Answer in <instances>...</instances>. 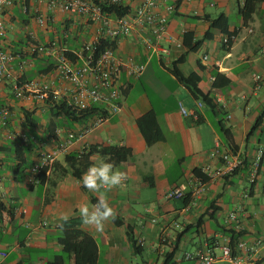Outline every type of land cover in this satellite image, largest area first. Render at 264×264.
Segmentation results:
<instances>
[{
  "label": "crops",
  "instance_id": "crops-1",
  "mask_svg": "<svg viewBox=\"0 0 264 264\" xmlns=\"http://www.w3.org/2000/svg\"><path fill=\"white\" fill-rule=\"evenodd\" d=\"M171 1H181L169 21V33L175 39L182 42L188 31L195 40L210 34L202 49L188 53L180 65L186 75H199L200 88L216 103L215 109L204 105L198 122L180 113V102L194 108L197 100L170 72L173 62L186 50L164 40L162 45L171 53L162 57L146 49V33L142 31L118 40V55L124 60L134 58L146 64V69L137 79L123 71L120 111L109 114L102 125L93 126L99 114L79 121L56 118L52 105L40 101L34 93L24 99L16 98L15 84L47 82L53 90L61 91L70 86L58 77L56 70L59 47L53 54L35 57L27 48L31 33L38 42L46 44L56 41L53 29L58 31L72 23L82 32L81 38L68 48H78L85 40H93L95 28L83 17L50 11L47 4L31 3L30 14L38 6L48 14L49 21L46 28L37 26L22 39L11 21L19 17L18 13L23 18L26 2L17 0L7 11L3 50L13 52L17 58L10 65L11 79L0 84V107L10 111L9 125L0 136V167L7 193V211L0 230V251L6 252L7 257H0V264H48L59 255L65 257V264L74 263L60 243V217L68 214L70 220H81L79 206L96 202L97 194L83 188L80 178L92 163L107 158L91 150L110 146L131 150L129 160L116 165L127 174L125 186L107 194L116 217L106 223L103 232L83 223L79 227L98 245V264H165L174 251L170 264H198L182 257L206 244L217 255L215 264H233L222 258L223 247L232 239L233 255L242 260L240 264H264V156L255 184L251 181L257 154L264 151V121L258 129L255 127L264 113V3L256 6L251 20L245 23L240 8L246 0ZM215 8L225 10L213 15L211 9ZM222 14L229 19L230 32L236 31L230 50L224 48L227 36L212 30L204 19ZM206 55L208 60L204 61ZM217 74L221 75L219 88L214 86ZM225 79L230 83L225 84ZM99 108L107 113L106 105ZM25 112L38 121L36 129L25 127ZM149 112L156 113L163 133L162 140L151 146L138 127V120ZM221 127L230 132L236 147L234 154L239 155L242 165L232 176L209 178L205 194L193 198L190 194L199 184L194 171L204 172L207 166L214 169L219 165V160L212 157L216 142H220L222 151H231ZM70 133L76 138L67 153L58 156L39 184L27 185V170L25 175L15 173L16 156L5 147L13 146L16 137V143L25 142V147L33 142L29 157L32 164L40 152L51 151L59 142L67 141ZM175 187L184 190L188 197L169 201L167 192ZM231 214L236 215V220L230 219ZM132 239L137 242L136 247ZM240 243L254 249L246 252L239 248Z\"/></svg>",
  "mask_w": 264,
  "mask_h": 264
},
{
  "label": "built area",
  "instance_id": "built-area-1",
  "mask_svg": "<svg viewBox=\"0 0 264 264\" xmlns=\"http://www.w3.org/2000/svg\"><path fill=\"white\" fill-rule=\"evenodd\" d=\"M17 0H0V84H4L11 79L10 65L17 56L13 52L3 50V43L7 36L6 13L13 7ZM124 5L130 7V13L124 17L113 18L102 11L101 4ZM34 4H47L50 11L60 10L65 14L83 17L88 25L94 26L95 35L93 40L81 43L78 48H67L56 41L41 44L36 40L33 33L29 35L30 43L28 51L32 55L53 54L56 49H60L57 63L58 77L69 82V87L64 91L53 90L51 83H41L30 81L24 84H15L14 93L16 98L24 99L28 93H34L42 102L59 101L66 99L67 104L74 109L87 110L100 105L107 106V115H99L94 121L95 127L102 125L109 114L120 111V100L123 98V85L121 78L125 70L128 77L139 78L146 69V64L138 63L134 58L124 60L117 51L107 49L99 57H95V45L101 39L119 40L131 36L136 31L146 33L144 45L147 50L157 53L160 56H169L170 49L162 45V41L174 44L182 48V42L178 41L169 33L170 16L177 10L176 4L171 0H34ZM36 7L35 23L40 28L48 25V14ZM24 9H27L24 7ZM23 9V10H24ZM35 10V9H34ZM66 38L69 34L65 33ZM229 43L226 37L224 44ZM59 45V46H58ZM71 51L77 56L75 62L65 56V51ZM204 61L208 56L203 57ZM259 78V77H258ZM257 78V79H258ZM204 108V103L196 101L194 108H187L182 102L179 103L180 113L193 121L200 120L199 111ZM10 111L6 107H0V136L1 132L9 125ZM11 137V136H10ZM12 138V137H11ZM76 138L74 133H70L68 140L59 142L51 151H42L38 154L37 160L27 170L26 183L28 186H36L40 183V177L45 169H48L59 155L67 153L72 141ZM264 156V151L260 150L251 174V181L255 184L260 162ZM212 157L219 160V165L214 169L211 166L204 168V172L212 180L223 179L232 176L242 165L239 155L229 150L222 151L220 142H216L212 152ZM1 164V154H0ZM205 183L199 180L192 192L191 197L200 198L206 192ZM264 193V190H263ZM188 194L178 188H172L167 192L166 198L169 201L184 200ZM7 199L4 190V177L0 167V206ZM230 219L236 220V215L231 214ZM2 227V224H0ZM261 243V241H259ZM239 248L246 252L252 251L245 243H240ZM0 257L6 258L7 253L0 251ZM223 259L229 260L233 264H240L242 260L233 255L229 243L223 247ZM185 261H196L198 264H215L217 255L208 245L197 249L193 253H185L182 257Z\"/></svg>",
  "mask_w": 264,
  "mask_h": 264
},
{
  "label": "trees",
  "instance_id": "trees-1",
  "mask_svg": "<svg viewBox=\"0 0 264 264\" xmlns=\"http://www.w3.org/2000/svg\"><path fill=\"white\" fill-rule=\"evenodd\" d=\"M26 4L25 7L27 9H24L22 12L23 20L27 23V16L30 15V2L32 3V0H25ZM180 2L175 3L177 9L180 6ZM264 3V0H246L245 5L240 8V13L243 17V20L245 23L251 20L255 8L257 5ZM102 11L104 14L109 15L113 18L118 17H124L127 16L130 13V7L124 6V5H109V4H101ZM34 17L36 14L34 13ZM205 20H207L210 23V28L212 30H218L220 31L224 36H227L229 38V43L224 45V48L226 50H230L232 47L233 41L232 38L236 36L235 32H230V25H229V19L226 15L222 14L217 18H210L205 17ZM210 39L209 32L205 35L203 39L195 40V35L188 31L183 36L182 41V48L186 50V53L181 56V58L177 61H174L172 64V67L170 68V72L182 83L184 84L189 90L191 91L192 95L196 100H200L206 105L207 107L211 109L216 108V103L213 98L210 97L209 94H206L202 91L200 88V77L196 73H189L185 74L180 65H182L185 61V58L187 57L188 53H197L199 52L205 40ZM74 40L71 39H65V44L68 48L69 44H73ZM107 49H112L114 51H117L118 49V40H112L109 38L101 39L96 45L94 54L95 57H99L102 53H104ZM65 56L69 58L71 61L75 62L77 59V56L73 54L71 51H65ZM38 56V55H33ZM221 77L220 74H217L214 81V86L217 88L219 86V78ZM225 84H229L230 81L228 79H225ZM219 88V87H218ZM52 105V112L54 113V116L56 118L58 117H65L70 121H79L83 118L91 117L96 114L99 115H107V113L103 110H101L99 107H95L92 109L87 110H79L74 109L73 107L69 106L67 104L66 99H60L59 101H47ZM25 121L24 123L25 127H32L33 129H36L37 120L31 117V114L29 112H25ZM200 121V120H199ZM264 121V113L259 117L257 123H256V129H258ZM138 127L144 136L146 143L151 146L163 138V133L160 129L159 123H158V117L155 112H149L145 114L143 117H141L138 120ZM221 133L226 139L227 145L230 148L232 153H236V147L233 143L232 136L230 132L223 127H221ZM19 137H16L14 141V145L11 147H5L6 150H10L12 154L16 156L17 165L15 166V173H21L22 175L26 174V170L30 168V166L33 164H30V152L33 148V142L28 143L25 147L23 142V145L17 144V140ZM99 153L100 155L107 157L111 162H114L115 165H119L121 163H124L129 160L131 156V150L127 149L125 147H118V146H110L105 147L103 149H92L91 152ZM239 171V169L236 171V173ZM47 172V169H45L40 177V181H42L45 177V174ZM235 173V174H236ZM194 174L196 177L203 183L207 182L209 180V177L207 174L202 172L201 170H195ZM74 175L76 177H80L77 171H74ZM7 211V208L4 204L0 206V224L3 223L4 214ZM82 221L80 219H71L66 224H64V227L62 229V236L60 238V243L63 246V252L67 254L72 260L73 264H98V258H99V250L98 245L96 244L95 240L89 236L88 234L84 233L82 230L79 229L81 226ZM1 230V227H0ZM132 242L134 246H137V242L132 239ZM234 239H232L229 243V246L232 248V251H234ZM176 251L171 253L166 261L165 264H170L172 262L173 256ZM234 253V252H233ZM66 260L65 257L62 255L56 256L51 262L48 264H65Z\"/></svg>",
  "mask_w": 264,
  "mask_h": 264
},
{
  "label": "clouds",
  "instance_id": "clouds-1",
  "mask_svg": "<svg viewBox=\"0 0 264 264\" xmlns=\"http://www.w3.org/2000/svg\"><path fill=\"white\" fill-rule=\"evenodd\" d=\"M127 178L126 172L107 158L98 159L86 169L80 184L88 192L97 194V200L93 204L82 203L79 206V215L84 225L99 233L103 232L107 222L115 219L116 210L110 205L107 194L124 187ZM70 218L68 214L61 216L59 227L63 229Z\"/></svg>",
  "mask_w": 264,
  "mask_h": 264
},
{
  "label": "rangeland",
  "instance_id": "rangeland-1",
  "mask_svg": "<svg viewBox=\"0 0 264 264\" xmlns=\"http://www.w3.org/2000/svg\"><path fill=\"white\" fill-rule=\"evenodd\" d=\"M22 2L24 3L25 0H22ZM32 3H34V0H32ZM29 6H30V8L33 7L31 5V2L29 4ZM218 10L223 12L225 9H223V8H220V9L215 8L213 10L211 9V12H212L213 15H217ZM18 15H19V17L13 19L11 22H12V24H15V26H17V27H15L16 34L19 35L22 39H25V36H28L29 31H32V30L35 31L36 29H38L37 25L35 24V17L33 16L34 15V10H33L32 14H30V15H28L26 17L27 18V23L24 22L23 18L20 17L21 16L20 13H18ZM18 20H19V22H18ZM26 27H29L30 29H26ZM53 32H54V36L53 37L55 38V40L60 45L64 46L65 39H67L65 33H68L70 35L69 39L77 41L78 39L81 38L80 34H81L82 31L80 29L73 28L72 23H71V25L70 24H68V25L66 24V26L64 28H61L58 31L56 29H53ZM82 40H84V39H82Z\"/></svg>",
  "mask_w": 264,
  "mask_h": 264
}]
</instances>
